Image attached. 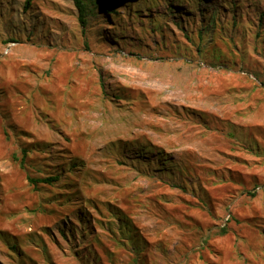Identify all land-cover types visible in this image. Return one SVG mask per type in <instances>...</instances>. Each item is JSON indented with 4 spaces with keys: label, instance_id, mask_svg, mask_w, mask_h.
<instances>
[{
    "label": "rangeland",
    "instance_id": "rangeland-1",
    "mask_svg": "<svg viewBox=\"0 0 264 264\" xmlns=\"http://www.w3.org/2000/svg\"><path fill=\"white\" fill-rule=\"evenodd\" d=\"M84 1L0 0V264H264V0Z\"/></svg>",
    "mask_w": 264,
    "mask_h": 264
},
{
    "label": "trees",
    "instance_id": "trees-1",
    "mask_svg": "<svg viewBox=\"0 0 264 264\" xmlns=\"http://www.w3.org/2000/svg\"><path fill=\"white\" fill-rule=\"evenodd\" d=\"M31 0H25L24 2V8L26 9L29 4H30ZM75 7L77 8V13H78V21L79 24L82 26V28H84L85 24H86V16H87V9H86V4L84 0H73ZM93 5H95V1L92 0ZM101 6V5H99ZM104 11H108L109 14L111 15H117V11L114 7V5L112 3H108L106 6H104ZM264 17V7L263 10L260 12L259 14V22L262 21ZM82 31L84 32V30L82 29ZM58 179L57 175L54 176H47V177H43V178H39V179H33V178H29V181L32 183H36V182H43V183H52L55 180Z\"/></svg>",
    "mask_w": 264,
    "mask_h": 264
}]
</instances>
